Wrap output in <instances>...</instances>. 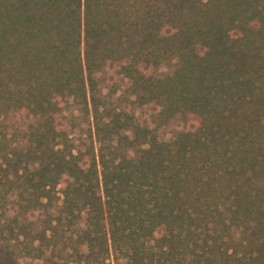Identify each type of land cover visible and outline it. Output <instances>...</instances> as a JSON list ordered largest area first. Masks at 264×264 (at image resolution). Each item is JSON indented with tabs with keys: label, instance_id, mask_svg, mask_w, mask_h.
<instances>
[{
	"label": "trees",
	"instance_id": "1",
	"mask_svg": "<svg viewBox=\"0 0 264 264\" xmlns=\"http://www.w3.org/2000/svg\"><path fill=\"white\" fill-rule=\"evenodd\" d=\"M107 66L149 123L101 99ZM72 108L92 117L79 144ZM176 116L198 124L160 140ZM0 244L45 264H264V0H0Z\"/></svg>",
	"mask_w": 264,
	"mask_h": 264
},
{
	"label": "rangeland",
	"instance_id": "2",
	"mask_svg": "<svg viewBox=\"0 0 264 264\" xmlns=\"http://www.w3.org/2000/svg\"><path fill=\"white\" fill-rule=\"evenodd\" d=\"M172 64L173 62H168V64L162 65L155 72L159 74L169 72L172 68ZM115 69L114 66H107L99 75V95L101 99L106 104L111 105V107H119L128 110L138 121L149 123L150 116L155 109L148 105L139 106L134 101V98L125 91L124 81L121 77L114 74ZM65 115L66 120L74 122V132L72 133L73 142L79 144L82 139L88 135V129L92 122V117L90 114H84L75 108L66 112ZM10 118L19 126L27 125L33 121V119L27 118L23 114L13 115V117L11 116ZM197 124L196 119L192 117L183 120L180 116H176L166 125L158 128V138L160 140H171L178 132L182 130H192ZM96 146L97 143H95V147ZM0 264H45V262L42 259L10 255L6 252L4 246L0 244Z\"/></svg>",
	"mask_w": 264,
	"mask_h": 264
}]
</instances>
